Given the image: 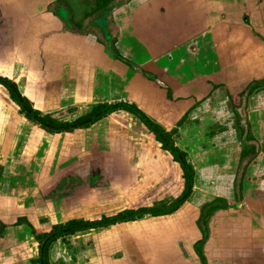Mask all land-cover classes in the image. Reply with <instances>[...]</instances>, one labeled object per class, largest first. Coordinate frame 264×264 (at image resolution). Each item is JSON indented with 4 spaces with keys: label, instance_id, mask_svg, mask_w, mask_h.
<instances>
[{
    "label": "crops",
    "instance_id": "crops-1",
    "mask_svg": "<svg viewBox=\"0 0 264 264\" xmlns=\"http://www.w3.org/2000/svg\"><path fill=\"white\" fill-rule=\"evenodd\" d=\"M0 76L44 116L123 107L49 132L0 103V264L58 233L45 264H204L218 198L206 264H264V0H0Z\"/></svg>",
    "mask_w": 264,
    "mask_h": 264
},
{
    "label": "rangeland",
    "instance_id": "rangeland-1",
    "mask_svg": "<svg viewBox=\"0 0 264 264\" xmlns=\"http://www.w3.org/2000/svg\"><path fill=\"white\" fill-rule=\"evenodd\" d=\"M93 9H94V5H93L92 10ZM258 85H259V83H258ZM11 86H13L17 90L16 91L17 93L11 88ZM12 93H14L16 95V98L17 99L12 96ZM19 98H21L23 100V104H25V105H23L21 103V100ZM25 98L26 97L21 93L19 86L17 85V83H15V80H10V79H8V78H6L4 76H0V103L3 102V107L1 106V108H6V112H7V109H8V112H11L12 111L11 112L12 114H9V116H12V119H11L12 120V123H11L12 130H15L16 127L20 126L19 125V121H21V124H23L22 123V122H24V121H22L23 119L25 120V123H24L25 126L26 125L27 126H30V127L31 126H35L36 128L50 130L49 132H51V131H53V132H63V131L67 132V131H70V129L73 130V128H75L74 127L75 126L74 124H76V125L79 126V125H81V123H83V122L80 123V120H82V118L81 119L80 118L79 119L72 118L71 115H69V114L67 115V114H65V112H62V114H58V115L56 114V116H54V117H53L54 114L51 115V116H47V115L44 116L43 114L42 115L41 114H38V113H36L32 109L33 108L32 102L30 100H27V98L26 99ZM24 106H26L27 108H29L33 112L34 116H36L43 124H45L47 126L41 124L38 120H36L35 118H33V116L30 115L26 111V109L24 108ZM96 108L99 109L100 112L97 113L96 115H94L93 117L89 118V119H93L94 117H96L98 114H100L102 112L107 111V113H105V115H106V114L110 113V110L111 111H114L116 109H120V108H123V107L122 106L121 107L118 106V107H115V109H114L113 107H111V106L108 105V106H99V107H96ZM124 108H126V107H124ZM139 118L141 119V117H139ZM74 119H76V120L74 121ZM96 120H94V121H96ZM94 121H92L91 123H94ZM143 121H146V120H143ZM86 126H88V125H86ZM159 132L164 136L165 140L168 141L169 144H172L173 143L172 139H170L171 137L168 134H166L162 130L159 131ZM167 135H168V138H167ZM178 153L180 155H182L180 152H178ZM183 157H184V155H183ZM183 159L185 160V157ZM0 162L1 163H4V160L3 159H0ZM13 166H15V165H13ZM3 172H4V165L1 164V166H0V174L3 173ZM190 174L192 176V172ZM256 187L257 186H255L254 190L256 189ZM255 191L257 193L259 192L258 189L255 190ZM185 198L186 197L183 198V201L185 200ZM262 199L264 201V198H262ZM160 209L164 210L165 208L163 209L162 206H161ZM201 211H202V208H201ZM126 214L127 215H125L124 218H128L129 217V219H131V218L135 217L134 215H131L130 216V213H126ZM146 214H148V213H146ZM143 215H145V212H138V213H136V217L143 216ZM111 221L112 220L107 221V219H104V220H101V221H98V222H94V223H99V224L105 223L106 224L107 222L110 223ZM208 228H209V225H208ZM209 234H210V232H209ZM241 234H243V236L240 237V243H237V245H236L237 251H236L235 254H233V257H235L236 260L244 261L245 258H246L245 257V251L248 249V247H246L247 243H245L246 242L245 241L246 236L244 235V232L241 233ZM196 244H195V249H196ZM180 246L183 249L184 244L183 243H180ZM188 246H191V245H188ZM258 252L262 253V250H259ZM255 263L256 262L253 261V264H255Z\"/></svg>",
    "mask_w": 264,
    "mask_h": 264
},
{
    "label": "trees",
    "instance_id": "trees-1",
    "mask_svg": "<svg viewBox=\"0 0 264 264\" xmlns=\"http://www.w3.org/2000/svg\"><path fill=\"white\" fill-rule=\"evenodd\" d=\"M12 96L14 98H16V95L14 93H12ZM17 99V98H16ZM124 109H127L129 112L133 113V114H138L139 116H141V118L143 120H146L145 123L147 125L149 120H147L146 117H144L143 115H141L137 110L135 109H132V108H124ZM113 110V109H112ZM111 111V110H110ZM99 109H95L93 110L92 112H90L86 117L82 118V120H80V122L82 121H85V120H88L89 118L93 117L94 115H96L97 113H99ZM150 123V122H149ZM156 128V127H155ZM157 129V128H156ZM152 130V129H151ZM158 130V129H157ZM153 131V130H152ZM153 136L160 142L163 143V147L165 150H168V151H171L170 150V146L174 147L172 144H170V146L168 144H165L163 142V140L161 139V137L156 133V132H152ZM168 138V136H167ZM168 142V141H167ZM176 151L178 152V150L176 149ZM172 152V151H171ZM172 154L174 155V159L176 162L180 163L181 164V167L184 171V175H185V178H186V181H187V186H186V191L187 189H189V187L191 186L190 185V180H189V171H190V167H186L181 158L183 157V154L180 155L181 157L177 156L175 153L172 152ZM184 158V157H183ZM191 172V171H190ZM230 208V205L228 204L227 200L223 199V198H218L216 200H214L213 202H210V203H207L205 204L203 207H202V211H201V216L199 218V221H198V226H199V229L201 230L202 234H203V239L201 241H199L197 244H196V251L198 253V255L201 257L202 261L204 264H206V259L204 258V255L202 253V250H201V247L207 242L208 238H209V228H208V225H209V222L212 218V216L216 213V211H219V210H227ZM151 212L153 213L154 211L151 210ZM75 226L74 224H71L69 227H73Z\"/></svg>",
    "mask_w": 264,
    "mask_h": 264
},
{
    "label": "water",
    "instance_id": "water-1",
    "mask_svg": "<svg viewBox=\"0 0 264 264\" xmlns=\"http://www.w3.org/2000/svg\"><path fill=\"white\" fill-rule=\"evenodd\" d=\"M11 88L16 92L17 90L13 87V86H11ZM17 93V92H16ZM20 100H21V103L23 104V100L21 99V98H19ZM23 105H25V104H23ZM126 107H130V108H132L131 106H126ZM24 108L26 109V111L30 114V115H32L33 116V118H35L36 120H38L41 124H43L36 116H34V114H33V112L29 109V108H27L26 106H24ZM132 109H134V108H132ZM109 111V110H108ZM105 113H107V111H105V112H102V113H100V114H98L96 117H94L93 119H90V120H88L87 122H85V123H82L81 125H77L76 127H80V126H84V125H86V124H89V123H91L92 121H94V120H96V119H98V118H100V117H102ZM148 124H149V126L151 127V129L154 131V132H156L160 137H161V139L163 140V142L165 143V144H168L169 146H170V144L165 140V138H164V136L151 124V123H149L148 122ZM43 125H45V124H43ZM45 126H47V125H45ZM49 127V126H48ZM170 150L173 152V153H175L177 156H179V157H181L180 156V154L176 151V149L174 148V147H172V146H170ZM181 160H182V162H183V164L188 168L189 166H188V164H187V162H186V160H184L183 158H181ZM191 172L189 171V180H190V191H191V189H192V176H191V174H190ZM62 233V232H61ZM60 233H58V234H56V235H54V236H52V237H50L49 239H47L46 241H45V243H44V246H43V264H45V262H44V253H45V249H46V246L48 245V243L52 240V239H54L56 236H58Z\"/></svg>",
    "mask_w": 264,
    "mask_h": 264
},
{
    "label": "flooded vegetation",
    "instance_id": "flooded-vegetation-1",
    "mask_svg": "<svg viewBox=\"0 0 264 264\" xmlns=\"http://www.w3.org/2000/svg\"><path fill=\"white\" fill-rule=\"evenodd\" d=\"M252 88H253V86H252Z\"/></svg>",
    "mask_w": 264,
    "mask_h": 264
}]
</instances>
